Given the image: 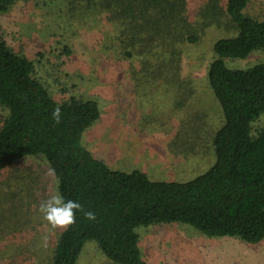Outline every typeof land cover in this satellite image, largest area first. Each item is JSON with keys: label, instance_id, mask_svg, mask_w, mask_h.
<instances>
[{"label": "trees", "instance_id": "obj_1", "mask_svg": "<svg viewBox=\"0 0 264 264\" xmlns=\"http://www.w3.org/2000/svg\"><path fill=\"white\" fill-rule=\"evenodd\" d=\"M15 1L0 0V10ZM211 2L199 14L214 25L219 21ZM248 3L226 0L225 17L235 34L211 43L212 57L201 84L219 111L212 134L215 158L202 174L186 181L154 180L142 171L113 169L95 158L82 144V135L99 117L97 103L57 102L34 75L31 60L0 37V108L5 112L0 122V174L19 159L41 155L55 178L54 191L81 204L74 210V223L59 234L50 258L40 264H77L88 241L114 264H148L136 228L153 224H187L210 237H232L248 244L264 240V61L241 69L227 64L264 50V18L247 15ZM91 5L95 15L98 9L107 12L116 30L117 51L109 52L143 64L154 58L163 62L172 82L182 83L177 74L180 46L200 37L185 16V0H99ZM218 14L222 15L220 8ZM113 20L122 27L113 26ZM64 51L65 56L71 54L66 47ZM192 88L188 84L171 89L177 108L185 105ZM57 107L59 123L52 116ZM6 188L0 184V216L6 203L8 212L9 207L20 210L25 204ZM89 211L95 219L86 217ZM4 257L0 251V264H14Z\"/></svg>", "mask_w": 264, "mask_h": 264}, {"label": "rangeland", "instance_id": "obj_2", "mask_svg": "<svg viewBox=\"0 0 264 264\" xmlns=\"http://www.w3.org/2000/svg\"><path fill=\"white\" fill-rule=\"evenodd\" d=\"M98 1L16 0L0 10V37L31 60L34 75L57 102L97 103L99 117L82 135V144L95 158L113 169L142 171L154 180L186 181L202 174L215 158L212 134L219 111L201 81L213 40L235 34L225 17L226 0H213L219 21L214 25L208 24L211 18L199 14L211 0H185V16L200 37L194 44L180 46L177 74L182 83L172 82L163 62L154 58L143 64L109 52L117 51V34L107 12L91 11V4ZM245 13L263 19L264 0H249ZM112 23L121 26L117 20ZM65 47L71 50L69 56ZM261 61L264 50L227 64L241 69ZM188 84L193 93L177 108L171 89ZM4 115L0 108V122ZM55 183L41 155L19 159L0 174L6 191H15L25 202V209L9 207V212L6 203L0 216V230L5 227L0 251L5 259L40 264L50 258L65 227L50 225L40 205L54 192ZM136 232L148 264H264V240L248 244L232 237H210L177 222L140 226ZM79 257L77 264H114L92 241L84 244Z\"/></svg>", "mask_w": 264, "mask_h": 264}, {"label": "clouds", "instance_id": "obj_3", "mask_svg": "<svg viewBox=\"0 0 264 264\" xmlns=\"http://www.w3.org/2000/svg\"><path fill=\"white\" fill-rule=\"evenodd\" d=\"M53 119L59 123L60 109L55 108L52 113ZM81 204L72 199H65L64 196L57 190L40 205V211L44 219L53 227H67L75 221V211L80 210ZM89 220L95 219V214L91 211L85 213Z\"/></svg>", "mask_w": 264, "mask_h": 264}]
</instances>
